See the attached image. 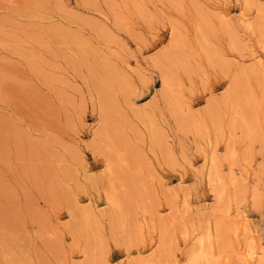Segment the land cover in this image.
Returning <instances> with one entry per match:
<instances>
[{
	"label": "rangeland",
	"instance_id": "rangeland-1",
	"mask_svg": "<svg viewBox=\"0 0 264 264\" xmlns=\"http://www.w3.org/2000/svg\"><path fill=\"white\" fill-rule=\"evenodd\" d=\"M258 201L264 0H0V264H264Z\"/></svg>",
	"mask_w": 264,
	"mask_h": 264
},
{
	"label": "bare ground",
	"instance_id": "bare-ground-1",
	"mask_svg": "<svg viewBox=\"0 0 264 264\" xmlns=\"http://www.w3.org/2000/svg\"><path fill=\"white\" fill-rule=\"evenodd\" d=\"M58 29V28H57ZM65 31V30H64ZM56 34V33H55ZM69 62V61H68ZM74 62V61H73ZM70 64V63H69ZM76 64V63H75ZM90 68V67H89ZM80 71V70H79ZM89 71V70H88ZM91 72V71H90ZM105 73V72H104ZM95 76V75H94ZM100 77V76H99ZM91 78V77H90ZM102 78V77H101ZM95 79V78H94ZM105 79V78H104ZM96 80H97V77H96ZM98 80H99V78H98ZM98 82V81H97ZM101 82H104V81H101ZM93 83H94V80H93ZM94 85V84H93ZM102 86V85H101ZM104 86V85H103ZM97 88V87H96ZM103 88V87H102ZM101 89V88H100ZM99 89V90H100ZM104 90H105V88H104ZM110 91V90H109ZM109 93V92H108ZM99 94H101V93H99ZM103 94V93H102ZM101 94V95H102ZM103 96V95H102ZM105 97V96H104ZM111 102V101H110ZM107 103V102H106ZM105 103V104H106ZM109 124H111V123H109ZM160 143V142H159ZM161 144V143H160ZM162 146V145H161ZM261 200V199H260ZM264 201H258L257 202V205L259 206L260 204H262L261 205V211H262V213H263V215H264V203H263ZM260 203V204H259ZM260 207V206H259ZM230 218V217H229ZM251 232H250V235L251 236H254L255 234L253 233V232H255V230L254 229H252V230H250ZM252 233V234H251ZM257 241H263L264 242V230L260 233V234H258V236H257ZM256 241V242H257ZM261 243V242H260ZM261 245V244H260ZM262 252H263V260H264V246L262 247Z\"/></svg>",
	"mask_w": 264,
	"mask_h": 264
}]
</instances>
